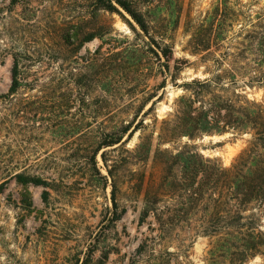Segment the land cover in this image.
Returning a JSON list of instances; mask_svg holds the SVG:
<instances>
[{"label": "rangeland", "instance_id": "obj_1", "mask_svg": "<svg viewBox=\"0 0 264 264\" xmlns=\"http://www.w3.org/2000/svg\"><path fill=\"white\" fill-rule=\"evenodd\" d=\"M93 1L0 0V94L9 88L17 56L25 77L17 100L42 96L43 104L30 105L23 117H7L9 122L0 125V264H130L138 240L157 227L151 214L139 224L142 196L130 184L141 170L149 173L150 160L146 167L122 165L125 149L139 142V131L94 156L101 131L139 118L149 124L147 133L157 130L152 118L173 114L176 98L185 93L180 85L192 78L220 75L229 92L256 101L263 97L264 84L251 81L253 56L250 51L237 55L240 45L235 41L240 38L235 35L210 52L194 53L182 16L180 27L166 41L172 53L159 57L124 10L94 12ZM188 1L197 22L214 0H185V8ZM242 1L254 3L251 14L264 7L263 0ZM232 29L237 30L236 25ZM90 34L94 36L79 45ZM231 52L232 57L217 60ZM54 102L69 106L62 113ZM224 116L221 112L219 120ZM250 139L249 132H211L193 139L183 136L164 147L188 143L229 167ZM155 146L154 133L152 150ZM102 150L108 163L119 162L116 198L121 215L111 223V180ZM13 172L37 175L45 182H22L9 176ZM195 212L169 227L170 238L156 244L155 252L167 249L182 264H205L211 238L201 232L205 218L200 206ZM255 213L264 229V207ZM247 264H264V257L255 255Z\"/></svg>", "mask_w": 264, "mask_h": 264}, {"label": "trees", "instance_id": "obj_2", "mask_svg": "<svg viewBox=\"0 0 264 264\" xmlns=\"http://www.w3.org/2000/svg\"><path fill=\"white\" fill-rule=\"evenodd\" d=\"M93 2L94 12H120L118 7L124 10L157 49L150 50L164 58L172 53V46L166 41L170 40L180 27L182 16V26L184 31L190 34L189 45L194 53L210 52L212 46H220L235 35L240 38V41H235L240 45L236 47L237 55L250 51L253 56L251 68L254 75L251 81L264 84L262 6L251 14L249 12L252 11L254 3L242 0H214L205 17L195 22L190 16L191 1L187 2V8L185 0ZM94 17H98L97 14ZM234 25L237 30L232 29ZM88 36L81 40L79 45L94 35ZM247 40L248 43L244 44ZM232 55V52L224 53L219 55L217 60ZM10 75L7 92L0 94V125L9 122L7 117H23L24 111H27L30 105L43 106L42 96H24L17 100L16 94L22 84H25L17 56L13 57ZM180 86L185 93L176 98L174 113L161 120L155 116L152 118L154 124H158L157 130L147 133L149 124L145 118L111 125L109 129L101 131L92 153L95 156L100 149L124 144L139 131V142L133 149H125L122 165L137 163L146 167L150 160L149 173L141 170L138 178H132L130 184L134 186V191L142 196L139 224H143L151 214L157 227L150 228L151 233L138 240L130 264H182L177 262L174 252L167 249L155 252L154 246L168 240L170 237L168 238L167 229L183 218H188L187 215L196 214L199 206L205 218L201 232L211 238L205 264H247L255 255L264 257V229H261L255 213L256 208L264 207V94L261 100L256 101L235 91L229 92L221 83L220 75L203 79L192 78ZM67 97L68 103H71V94ZM68 103L61 105L54 102L53 105L58 110V106L61 109L64 106L67 108ZM152 105L153 103L148 109ZM63 110L65 108L62 113ZM221 112H224L225 116L220 121ZM146 114L145 111L143 115ZM226 131L251 133L250 141L229 167L204 157L188 143L179 147H164L165 144L174 145L177 139L183 136L193 139L202 133ZM154 133L156 146L152 150ZM105 152L102 150L100 156L111 180L113 208L107 219V222L111 223L121 215L116 198L119 190L116 179L119 162L116 160L108 163ZM130 173L134 175V171ZM9 176L34 185H43L45 182L37 175L23 172H13ZM159 203H163L161 207L158 206Z\"/></svg>", "mask_w": 264, "mask_h": 264}]
</instances>
